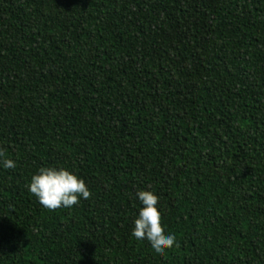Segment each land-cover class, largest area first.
I'll return each instance as SVG.
<instances>
[{
  "label": "trees",
  "instance_id": "trees-1",
  "mask_svg": "<svg viewBox=\"0 0 264 264\" xmlns=\"http://www.w3.org/2000/svg\"><path fill=\"white\" fill-rule=\"evenodd\" d=\"M0 152V264H264V0H0ZM52 166L90 197L43 207Z\"/></svg>",
  "mask_w": 264,
  "mask_h": 264
},
{
  "label": "clouds",
  "instance_id": "clouds-1",
  "mask_svg": "<svg viewBox=\"0 0 264 264\" xmlns=\"http://www.w3.org/2000/svg\"><path fill=\"white\" fill-rule=\"evenodd\" d=\"M2 156L3 153L0 152V157ZM0 166L14 169L16 165L12 159H2ZM28 191L49 210L71 208L79 204L81 198L88 199L91 195L82 178L59 166L41 167L31 176ZM136 197L142 207L134 220L131 236L137 241H146L154 254L163 255L167 249L177 245V240L174 234L166 235L161 226L159 197L149 190H138Z\"/></svg>",
  "mask_w": 264,
  "mask_h": 264
}]
</instances>
